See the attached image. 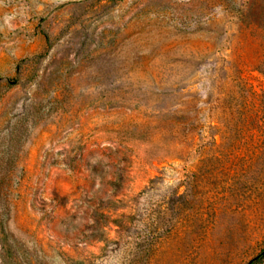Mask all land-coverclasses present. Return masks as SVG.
Instances as JSON below:
<instances>
[{"label": "rangeland", "instance_id": "374dc122", "mask_svg": "<svg viewBox=\"0 0 264 264\" xmlns=\"http://www.w3.org/2000/svg\"><path fill=\"white\" fill-rule=\"evenodd\" d=\"M0 264H264V0H0Z\"/></svg>", "mask_w": 264, "mask_h": 264}]
</instances>
